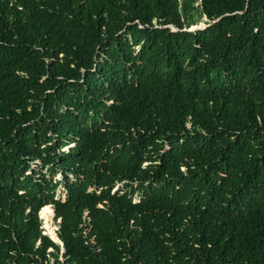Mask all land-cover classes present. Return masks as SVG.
<instances>
[{
    "label": "trees",
    "instance_id": "1",
    "mask_svg": "<svg viewBox=\"0 0 264 264\" xmlns=\"http://www.w3.org/2000/svg\"><path fill=\"white\" fill-rule=\"evenodd\" d=\"M0 264H264V0H0Z\"/></svg>",
    "mask_w": 264,
    "mask_h": 264
},
{
    "label": "rangeland",
    "instance_id": "2",
    "mask_svg": "<svg viewBox=\"0 0 264 264\" xmlns=\"http://www.w3.org/2000/svg\"><path fill=\"white\" fill-rule=\"evenodd\" d=\"M197 4V3H196ZM193 21L195 22L194 25H192L189 29H196L197 27L206 26V17L202 16V13L198 11H193ZM56 178H61L60 174L56 176ZM66 193L60 188L58 190V198L65 199ZM139 197L135 196V200H138ZM40 216L42 218L43 227L46 230L47 233L50 234V230H55L57 228V221L55 220L53 210H41Z\"/></svg>",
    "mask_w": 264,
    "mask_h": 264
},
{
    "label": "built area",
    "instance_id": "3",
    "mask_svg": "<svg viewBox=\"0 0 264 264\" xmlns=\"http://www.w3.org/2000/svg\"><path fill=\"white\" fill-rule=\"evenodd\" d=\"M207 26V25H206ZM206 26H201V27H197V28H204V27H206ZM192 30H195V29H192ZM119 184L115 187V189L114 190H116L117 188H119ZM135 196H138L139 197V195H138V193L135 195ZM134 200H135V197H134ZM140 200V197H139V199L138 200H135V201H139Z\"/></svg>",
    "mask_w": 264,
    "mask_h": 264
},
{
    "label": "water",
    "instance_id": "4",
    "mask_svg": "<svg viewBox=\"0 0 264 264\" xmlns=\"http://www.w3.org/2000/svg\"><path fill=\"white\" fill-rule=\"evenodd\" d=\"M205 17H206V16H205ZM206 19H207V17H206ZM196 29H198V28H196ZM190 30H192V29H190ZM54 214H55V213H54ZM57 229H58V228H56V234H57ZM57 238H58V236H57ZM54 239H55V238H54ZM55 240H56V239H55ZM57 241H60V239L58 238Z\"/></svg>",
    "mask_w": 264,
    "mask_h": 264
},
{
    "label": "clouds",
    "instance_id": "5",
    "mask_svg": "<svg viewBox=\"0 0 264 264\" xmlns=\"http://www.w3.org/2000/svg\"><path fill=\"white\" fill-rule=\"evenodd\" d=\"M54 210V209H53ZM54 216H55V214H54ZM58 228V227H57Z\"/></svg>",
    "mask_w": 264,
    "mask_h": 264
}]
</instances>
